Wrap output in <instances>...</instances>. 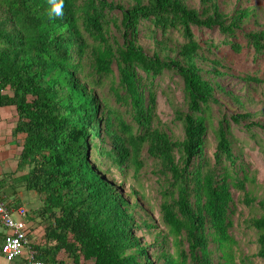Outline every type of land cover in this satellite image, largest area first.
Instances as JSON below:
<instances>
[{
  "label": "trees",
  "instance_id": "obj_1",
  "mask_svg": "<svg viewBox=\"0 0 264 264\" xmlns=\"http://www.w3.org/2000/svg\"><path fill=\"white\" fill-rule=\"evenodd\" d=\"M58 2L0 0V107L15 110L11 134L22 171L15 181L39 195L38 213L48 222L33 257L45 264H237L236 188L251 210L244 223L257 231L254 255L264 260V199L246 187L231 130V121L264 130V108L248 109L264 78L229 67L191 28H217L237 52L242 44L232 38L240 33L261 53L264 0H236L230 10L221 8L225 0H63L57 14ZM141 20L154 27L148 43L138 34ZM164 70L182 81L185 109L174 111L181 138L160 125L155 93L139 73L151 81ZM228 75L241 81L237 91L222 83ZM105 80L135 124L99 91ZM211 103L222 111L213 163L204 151ZM144 148L169 181L161 223L141 187H125L128 167L137 176L143 166Z\"/></svg>",
  "mask_w": 264,
  "mask_h": 264
},
{
  "label": "rangeland",
  "instance_id": "obj_2",
  "mask_svg": "<svg viewBox=\"0 0 264 264\" xmlns=\"http://www.w3.org/2000/svg\"><path fill=\"white\" fill-rule=\"evenodd\" d=\"M194 1L196 3L198 2V0ZM254 1L258 0H246V2ZM235 4L236 0H225V2L221 4V8L224 10H230ZM261 16L263 15L261 14ZM148 24V20L140 21L138 34L144 35V39L140 36L142 40L141 43H148V41H146L148 39L146 35L149 33L148 31L150 28L153 27ZM191 28L195 39L204 47H210L214 53L222 57L224 62L229 67L235 68L240 72H257L258 77L264 78V51L256 53L254 49L247 44L244 37L240 33H237V38H232L242 44L241 50L237 52L234 51L229 44L224 43V36L217 28L198 27L194 25ZM111 32L112 35H116V37L120 36L116 30H113V27ZM155 32L159 34L161 31L156 29ZM170 34L174 39L183 41L179 32L172 30L170 31ZM113 69L116 74L117 72L114 65ZM139 73L142 75V82L148 87L150 86L155 93L156 113L160 120V125L168 133L173 132L175 136L181 138L183 135L182 127L180 121L175 118L174 113L177 108L185 109L183 103V86L180 77L172 71L164 70L162 74L154 76L150 81V79L145 77L144 72L139 71ZM107 82L108 81L105 80V83L100 87L99 91L106 96L107 99H109V102L112 105H115L120 111H123L124 118L127 122L135 124L132 119V112H129V108H127L126 105L115 100L114 95L108 90ZM222 83L225 84L226 87L237 91L241 81L231 75H228L223 79ZM256 86L258 90L254 97L257 102L248 105V109L250 110H255L261 107L264 108V85L258 84ZM209 115L210 124L205 135L206 141L204 151L206 157H208L213 163V152L216 144L214 129L217 126L218 118L222 115V111L216 103L210 104ZM231 130L235 137V146L239 147L242 152L241 161L246 167L249 176V180L246 181V187L252 189L253 194L257 197V199H264V130L255 126L247 128L242 123H236L234 121H231ZM15 151L18 152L19 149H15ZM140 159L143 162V166L140 168L137 176L133 175L131 167H128L126 170L128 171V174L125 180V187L128 189L129 185H133L134 187L140 186L149 201V207L152 209L151 213L153 217L158 223L160 217L161 223L160 204L163 201L162 199H165L168 196H164L163 191H165V189H170L169 181L158 171L159 167L154 164V158L148 154L145 148L141 151ZM112 170L114 171V177L119 180L120 176L117 174L116 169L112 167ZM3 178L5 177L1 173L0 180ZM11 185L15 188L19 199L28 210V215L26 217V224L29 228L28 237L30 245L32 246L31 248L36 251L34 245H41L44 243V232L48 225V222L42 219L38 213L39 209H42V202L40 201L39 195L34 190L25 189L20 182L14 181ZM2 193L5 195V198H8L11 194V189L7 187L2 191ZM240 198L241 191L236 188L233 189V200L236 204V212L232 216L233 227L231 233L236 241L233 248L236 262L237 264H264V260L262 258L254 255L258 246L256 241L257 231L244 223L243 219L251 214V210L240 201ZM19 199H13L12 204L15 203V201L20 203ZM169 199L170 197L168 200ZM254 208L255 210H259L256 206H254ZM160 226L164 228L162 224ZM135 232L138 235H141L143 231L140 228H136ZM144 239H146V237H144ZM151 251L152 250L149 249V252ZM65 254L66 253L61 251L58 254V257L69 261L70 259ZM17 260H19V258H17ZM10 262L13 264L14 261L12 260Z\"/></svg>",
  "mask_w": 264,
  "mask_h": 264
},
{
  "label": "crops",
  "instance_id": "obj_3",
  "mask_svg": "<svg viewBox=\"0 0 264 264\" xmlns=\"http://www.w3.org/2000/svg\"><path fill=\"white\" fill-rule=\"evenodd\" d=\"M0 112V172L2 173V175H4V177H7V180H9V183L4 184L0 187L2 191L7 187L11 189L10 196L5 199L9 202L10 205H12L13 199H19V196L16 193L17 191H15V188L11 185V183L14 182L15 179L22 174V171L18 170L16 167L18 155L16 153L18 152H16L15 149H20V146L18 144V140L11 134L16 121L15 110L13 109V107L2 106L0 107ZM19 202V205H23L25 207V205L22 204L21 200ZM4 234L5 230L3 226L0 225V264H11L10 261H7L4 258L1 252V244L3 241ZM28 255L29 248L27 247L23 251L22 255L18 257L19 260H17V258L13 260V264H27Z\"/></svg>",
  "mask_w": 264,
  "mask_h": 264
},
{
  "label": "built area",
  "instance_id": "obj_4",
  "mask_svg": "<svg viewBox=\"0 0 264 264\" xmlns=\"http://www.w3.org/2000/svg\"><path fill=\"white\" fill-rule=\"evenodd\" d=\"M26 216V208L23 205H18L17 207L10 205L5 199V195L2 193L0 187V225L5 230L1 244L2 255L7 261H11L20 257L28 247L29 255L27 264H45L44 261L33 257L35 251L30 247Z\"/></svg>",
  "mask_w": 264,
  "mask_h": 264
},
{
  "label": "clouds",
  "instance_id": "obj_5",
  "mask_svg": "<svg viewBox=\"0 0 264 264\" xmlns=\"http://www.w3.org/2000/svg\"><path fill=\"white\" fill-rule=\"evenodd\" d=\"M54 7L57 14L61 13L63 11V0H59V2L54 5Z\"/></svg>",
  "mask_w": 264,
  "mask_h": 264
}]
</instances>
